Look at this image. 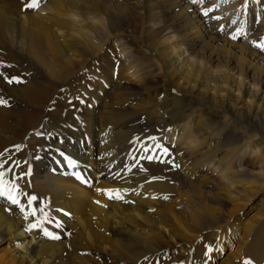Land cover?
<instances>
[{
    "label": "bare ground",
    "instance_id": "obj_1",
    "mask_svg": "<svg viewBox=\"0 0 264 264\" xmlns=\"http://www.w3.org/2000/svg\"><path fill=\"white\" fill-rule=\"evenodd\" d=\"M79 1L52 0L28 14L24 8L31 0H0V42L11 46L7 53L0 51V100L6 102L0 105V151H6L0 172L20 190L15 193L19 204L0 196V246L4 241L13 245L12 255L0 264H92L88 257L96 264H158L169 255L188 264L181 252L189 255L192 243L216 240L211 264L217 251H224L222 242L234 246L231 231L239 229L241 253L229 264H264V199L242 228L233 217L264 193V65L241 54L263 63L264 57L244 44L227 43L221 35L231 38L233 32L226 24L216 31L220 38L198 25L199 31L176 37L174 47L157 49L148 41L135 44L124 33L101 34L97 27L102 24L104 30L117 27L96 4L103 2L79 11L78 22L59 19ZM184 1L181 9L194 17L196 7ZM261 13L254 25L264 32ZM28 25L39 27L38 51L27 52L22 43ZM158 29L152 33L163 44L165 31ZM117 38L131 43L137 54L156 52L157 91L142 82L133 56L121 57L118 67L108 60L107 47ZM200 45L211 51V62H199V54L191 57ZM249 62L255 71L246 76L243 67ZM16 77L24 84L14 85ZM133 87L140 96L130 93ZM242 156L250 158L245 165ZM65 157L86 174L89 186L76 181ZM172 159L181 170L168 180L166 164ZM52 164L59 170L47 171ZM20 170L30 172L23 182ZM178 183L186 187H173ZM193 187L220 208L207 203L192 208ZM104 191L119 192L122 199H109ZM27 196L37 200L29 206ZM32 209L35 216L29 214ZM33 224L38 226L28 231ZM63 238L75 240L66 246Z\"/></svg>",
    "mask_w": 264,
    "mask_h": 264
},
{
    "label": "rangeland",
    "instance_id": "obj_2",
    "mask_svg": "<svg viewBox=\"0 0 264 264\" xmlns=\"http://www.w3.org/2000/svg\"><path fill=\"white\" fill-rule=\"evenodd\" d=\"M52 1V0H40V3H43V7L39 6L37 9H28L24 11L28 12V14L36 13L41 8H44L47 6V4ZM70 1V0H69ZM88 1L86 3H82L84 1H79L74 6H70L66 8L64 11L61 12L59 19L62 21H72V22H78L81 20L80 15L78 14L79 11H87V8L92 4L93 2H103V3H96L101 6H104L107 14L109 15L110 19L113 21V23L116 24V28H112V30H104V25L102 24L97 27L98 31L103 34L104 36H110L114 38V34H125L126 36L130 37L131 41L135 44L137 43H142L145 45V43H151L152 46L157 47V49H164V48H172L175 46V38L186 33V32H191V31H199V26L200 25L202 28L209 33L213 37L220 38L216 31L223 27V25H228L225 27L230 33L231 38L229 34H223L221 37H223L224 40L227 41V43L230 44L233 41L234 43H241L247 46L252 52H257V54L261 57H264V50H261V47L258 45L264 44V32L261 31L260 29H255L254 22H256V25L258 26L257 20L259 19V16L262 15V11L264 10V3L262 4L263 0H235L232 5H230L229 0L227 2H224V0H208V4L206 3L205 0H196V2H193V0H188L191 5L196 7L194 11H197L194 17L189 15L188 10H182V3H184V0H85ZM219 1V3H217ZM232 1V0H231ZM202 2V3H201ZM201 3V4H200ZM234 4V5H233ZM190 5V6H191ZM214 5V6H213ZM236 5H239L235 7ZM198 6V8H197ZM199 6H201L199 8ZM229 6H232L231 8ZM234 6V8H233ZM262 6V7H261ZM208 10V15L205 16L203 13L201 14V11ZM209 7V9L207 8ZM240 7V8H239ZM211 8V9H210ZM220 8V10H219ZM214 9V10H213ZM211 10L213 11V15H211ZM227 10V11H226ZM215 11V12H214ZM40 12V11H39ZM257 14V15H256ZM105 18L106 16L103 15ZM197 16V18H196ZM200 17V18H199ZM214 17H220V19H214ZM195 19L193 21V19ZM199 18V19H198ZM198 19V20H197ZM198 21V22H196ZM200 22V23H199ZM203 23V24H202ZM159 26V29L157 31H160L164 29L165 31V37H164V42L163 44H159L157 40L155 39V34L152 33L153 27ZM253 27V28H251ZM38 26H29L27 28V32L24 34H21V40L22 43L25 45L26 51L27 52H33V51H38L37 43L38 39H40L41 34H38L37 29ZM15 30V29H14ZM156 31V32H157ZM6 32V31H5ZM237 32V33H236ZM63 34V32H62ZM128 34V35H127ZM216 34V35H215ZM262 36H261V35ZM257 35V37H256ZM118 37L120 35H117ZM226 36V37H225ZM236 36V37H235ZM2 37V34H0V38ZM124 38H117L112 40V44H110L107 49L109 51V57L108 60L114 61V63L118 66H120L122 62L121 57H132L134 62V66L137 68V73L141 74L142 76V82L146 81L144 83H147V89H149L151 92H155L159 89V84H160V76L161 73L157 70V65H156V52L155 51H149L146 54L140 53L137 54L134 47L131 46V43H127V40H122ZM214 39V38H213ZM124 41L126 43H124ZM102 42V43H101ZM100 42V45L105 42V39H103ZM215 43L214 40H212V37L209 39V43ZM226 43V42H225ZM219 44L222 46L223 43L219 42ZM0 51L1 53H7L8 50L10 51L11 46L7 44V42L1 41L0 42ZM224 45V44H223ZM228 45V44H227ZM5 49V50H3ZM106 49V50H107ZM133 49V50H132ZM44 51V48H42ZM48 50V49H47ZM241 50V49H240ZM6 51V52H5ZM203 51H206L203 52ZM155 52V53H153ZM112 53V54H111ZM133 55H132V54ZM151 53V54H150ZM211 51L207 48H204L203 46H198L194 49V51L191 54V57L195 56L196 54H199V60L201 58V61L206 60V62H211V59L214 57L212 54H210ZM114 54V55H113ZM147 54H149L147 56ZM119 56L116 58L115 56ZM242 56H245L248 60H250L252 63L257 64V65H264L263 62H257V60H254L253 57L248 56V54H241ZM111 56V57H110ZM114 58H113V57ZM135 56V57H134ZM113 58V59H112ZM131 58V59H132ZM135 58V59H134ZM152 58V59H151ZM116 59V60H115ZM238 57H233V60L238 62ZM82 60H85L82 57ZM32 61H35L32 59ZM205 62V63H206ZM222 62L226 64V57H222ZM251 62L248 64L244 65V72L245 75H252L253 72L255 71V67L251 66ZM7 64L10 63V61L6 62ZM88 64V63H86ZM217 63L213 64L212 66H216ZM140 68V71H138ZM264 68V66H262ZM143 69V70H142ZM145 72L146 74H142V72ZM100 63L97 65L96 69V74H99L100 72ZM142 70V72H141ZM263 71V69H261ZM14 73L20 74L21 72L16 69L13 71ZM11 73V71H10ZM12 75V74H11ZM236 77L238 74L235 75ZM264 78V76H263ZM20 81L21 77H16L13 79L14 85L16 84H24L25 80H21L20 82H16L17 80ZM89 79V78H88ZM244 79V78H242ZM126 81H128L126 79ZM23 82V83H22ZM78 93V92H77ZM130 93L135 95L134 97H138L141 95V92L138 91V88L133 87L132 90H130ZM57 93H55V96ZM75 97L78 99L79 97L77 96L78 94H74ZM129 95V94H128ZM188 98H192L191 95L187 94ZM26 107V106H25ZM24 107V108H25ZM191 113H188L190 115ZM241 144L238 145L240 147ZM155 150V148H153ZM250 149V148H249ZM158 148H156V151ZM2 151V150H1ZM0 151V152H1ZM5 150H3L0 153V157H4L5 155ZM152 154H156L151 150ZM169 155L173 156L171 152H169ZM7 156V155H6ZM5 158V157H4ZM33 157L30 158V161L32 162ZM241 162H244V165L250 161V158H247L245 156H242ZM261 160V159H260ZM259 160V161H260ZM263 161V160H262ZM252 162V161H251ZM37 163V162H36ZM166 167L169 170V176H167L165 173L164 176L166 175V178L170 180L173 176V174L179 173L181 170V166L178 164L177 161L174 159L169 160L168 163L166 164ZM25 170V169H24ZM18 171L21 172V174L26 173L25 175H29L30 172L25 171ZM35 169L32 167L31 172L34 171ZM15 173V172H14ZM17 173V171H16ZM16 173L14 174L15 176ZM180 174V173H179ZM19 176V175H18ZM16 177L17 180H19V177ZM183 176V174H182ZM19 178V179H18ZM20 182H23L20 181ZM184 185L182 184H176L173 187L176 188H185L183 187ZM189 192H191L194 195V198L192 197V204L190 205L192 208L196 209L200 205H203V203H207L208 205L215 206L217 208H220V206H217L215 204L210 203L208 196L204 195L200 197V195L196 192L195 188L193 187L192 189H189ZM173 194V192H171ZM213 193V192H212ZM264 199V193L260 194L257 196L256 200L251 201L246 205L245 209H240L237 213L233 214L236 220V227L237 228H242L245 223H248L249 220H252L253 216L259 211L261 206V201ZM171 203V202H170ZM191 226V225H190ZM239 231H231L234 232V235L232 236L233 239V245H229L225 242H222L224 245V251L220 255V252L217 251L216 255L213 257V260L211 264H229L231 261L236 260L238 256L241 253V249L239 248V245L236 241L237 239V234ZM197 231V230H196ZM233 234V233H232ZM70 234H68L69 236ZM196 235V233H195ZM74 241L75 238H71L68 240V238H63L60 240V242L64 243L66 246L71 242ZM201 240H206V238H201ZM212 239H208V241H211ZM66 241V242H64ZM67 242H69L67 244ZM203 242L199 243H192L191 246V251L189 255H186L185 253L181 252V258L186 259L188 264H191L194 260H197L198 263L200 264H209V255L213 254L215 251V246L218 244L216 240L213 241V243L205 242L204 245ZM207 244H210L207 246ZM216 244V245H215ZM237 244V245H236ZM236 245V246H235ZM182 244H179V247H182ZM197 246V247H196ZM196 247V248H195ZM200 247V248H199ZM195 248V249H193ZM198 248V249H197ZM211 248L212 250L209 252V254L205 255L206 250ZM221 247L218 245V249ZM183 251V250H182ZM13 253V245L9 243V241H4L2 245L0 246V260L3 258H8L11 256ZM86 254L88 253L87 251L85 252ZM85 253H80L81 255L83 254L84 256L88 257ZM89 255V253H88ZM205 255V256H204ZM222 256V257H221ZM92 264H96L97 260L94 257H88ZM96 260V261H95ZM165 260V261H164ZM181 263V262H180ZM179 262H175L173 257L169 255L167 258L163 259L161 262L158 264H180ZM121 264V263H118Z\"/></svg>",
    "mask_w": 264,
    "mask_h": 264
},
{
    "label": "snow or ice",
    "instance_id": "obj_3",
    "mask_svg": "<svg viewBox=\"0 0 264 264\" xmlns=\"http://www.w3.org/2000/svg\"><path fill=\"white\" fill-rule=\"evenodd\" d=\"M193 2H196V0H193ZM224 2H227V0H224ZM40 6V0H31L30 3L27 4V8L30 9H37ZM205 16L208 15V10H206L203 13ZM214 19H220V17H214ZM259 47H261V50H264V44L258 45ZM10 83L12 81H9ZM16 82H20V81H16ZM6 102L3 100H0V105H4ZM155 139V138H153ZM157 148H161V145L157 144L156 145ZM145 151H151V149H148L147 147L145 148ZM162 151L164 153H167V149H162ZM149 160L153 159V156H148L147 157ZM65 159L67 160L68 164L70 166H74V162L71 161L70 159H68L67 157H65ZM4 164L0 163V168H3ZM7 175L6 172H0V196H4L5 194H7V198L11 200V202L13 204H19L20 201L17 198V196L15 195V193L20 192L19 188L15 185V184H11L9 185L4 177ZM78 179H80V177H77ZM22 195H27L26 193H20ZM104 194L109 198V199H122L121 195L119 192H113V191H104ZM165 199H167V197H165ZM37 200L36 196H27V201H28V205L31 206L35 201ZM98 203V202H97ZM24 209L22 208L21 211H23ZM41 213L44 212L43 208L38 209ZM37 213V209H32V211L29 213L30 215L35 216ZM38 225L33 224L30 226L29 229H27L28 231H31L32 228L37 227ZM45 235H49V233L45 232ZM209 251H211L212 249L209 248ZM244 264H251L250 261H244Z\"/></svg>",
    "mask_w": 264,
    "mask_h": 264
}]
</instances>
